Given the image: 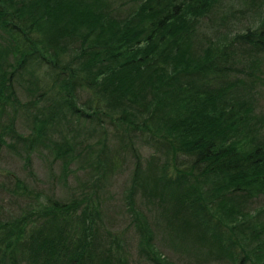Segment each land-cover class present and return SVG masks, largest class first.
<instances>
[{"label": "trees", "instance_id": "16d2710c", "mask_svg": "<svg viewBox=\"0 0 264 264\" xmlns=\"http://www.w3.org/2000/svg\"><path fill=\"white\" fill-rule=\"evenodd\" d=\"M248 2L240 28L225 0H0V150L64 178L81 158L102 182L130 155L139 250L85 182L0 217V264H186L159 232L192 263L264 264V0Z\"/></svg>", "mask_w": 264, "mask_h": 264}, {"label": "rangeland", "instance_id": "374dc122", "mask_svg": "<svg viewBox=\"0 0 264 264\" xmlns=\"http://www.w3.org/2000/svg\"><path fill=\"white\" fill-rule=\"evenodd\" d=\"M247 4H249L248 0H225L224 10L230 9L232 11L234 9L237 12V18L232 16L233 20L229 19L230 15H228V19L234 24V27L239 26L242 28L243 25H247V20L252 19V16H254L248 10L250 5ZM229 21L227 20L228 24ZM222 24L220 23L219 15L214 13L210 15L204 26L210 28L212 33L216 29H223L224 24ZM258 102L260 108H264V86L262 87L261 93L258 94ZM116 143L117 140L112 139L111 144L115 145ZM137 144L140 145L144 158L149 157L151 151L154 150V146L152 145L155 143H151V141H148L143 137L137 138ZM52 158L53 156L51 155H48L47 157L39 151H33L31 167L33 173L30 172L28 167H26L24 159L18 154H15L13 149L3 148L0 150V217H8L11 213L16 214L17 212H20L24 206L30 204L31 200L36 199L37 197L42 199L45 194L47 195L51 193L52 188H55L57 194H67L73 189L81 191L82 189L88 188V186L85 185L86 182L90 185L88 189L92 188L94 190L100 188L102 190L103 216L106 225L108 227L123 229L125 234L129 236L132 241V245H130L131 250L136 253L139 252L136 243L137 241L136 239L134 241L133 238V236L135 237V226L132 224L131 219L134 211L132 210L128 213L126 209L131 206L128 204V202H130V196L128 193L130 191L129 187L132 184V168L134 167L133 158H131L130 155H126L125 158L122 157V165L108 173L103 182L98 179L96 176L97 173H95V176L92 175L93 169L88 166L87 162H83L84 164H82L81 158L71 162L70 168L65 170V178L59 176L61 171H56V169H59L61 160L57 159V161L51 164L49 160H52ZM51 170H55L56 172H52ZM18 176L24 178L27 182H30V192L22 190L15 185V180ZM50 185L52 186L50 187ZM36 193H39L40 195L36 197ZM133 198H136L137 208L139 210L141 209V206L146 208L147 203L142 202L144 201V197H141L139 192L134 193ZM140 201L142 202V205L140 204ZM151 214L152 213L149 212V215ZM157 234L154 240L166 256L176 262H182V259L184 258L187 260L186 264H201L194 261L192 263L191 260H188V256L182 257L180 253L177 254V252L174 251L173 246L164 243L160 244V235H163V232ZM138 264L149 263L143 259V261L138 262Z\"/></svg>", "mask_w": 264, "mask_h": 264}]
</instances>
